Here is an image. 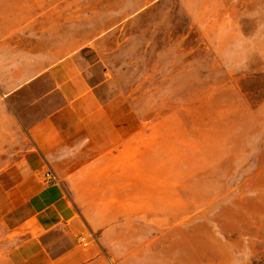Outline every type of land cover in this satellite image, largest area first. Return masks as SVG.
Wrapping results in <instances>:
<instances>
[{"label":"rangeland","instance_id":"rangeland-1","mask_svg":"<svg viewBox=\"0 0 264 264\" xmlns=\"http://www.w3.org/2000/svg\"><path fill=\"white\" fill-rule=\"evenodd\" d=\"M66 56L137 130L145 223L114 264H264V0H0V170L62 103L26 76Z\"/></svg>","mask_w":264,"mask_h":264},{"label":"crops","instance_id":"crops-1","mask_svg":"<svg viewBox=\"0 0 264 264\" xmlns=\"http://www.w3.org/2000/svg\"><path fill=\"white\" fill-rule=\"evenodd\" d=\"M43 74L62 103L27 128L30 146L0 170V227L5 236L17 234L13 245L0 246V264H114L105 240L118 225L145 223L137 130L117 99L99 96L101 82L91 83L72 56L26 77ZM21 77L14 76V90L27 81ZM47 171L56 182H45Z\"/></svg>","mask_w":264,"mask_h":264},{"label":"built area","instance_id":"built-area-1","mask_svg":"<svg viewBox=\"0 0 264 264\" xmlns=\"http://www.w3.org/2000/svg\"><path fill=\"white\" fill-rule=\"evenodd\" d=\"M57 181V177L51 172V171H47L45 173V182L47 183H53Z\"/></svg>","mask_w":264,"mask_h":264}]
</instances>
